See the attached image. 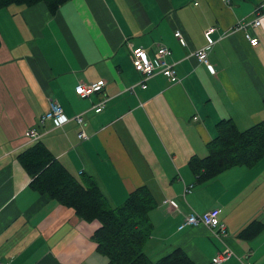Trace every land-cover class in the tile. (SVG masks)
Here are the masks:
<instances>
[{"label": "crops", "instance_id": "0c3cea01", "mask_svg": "<svg viewBox=\"0 0 264 264\" xmlns=\"http://www.w3.org/2000/svg\"><path fill=\"white\" fill-rule=\"evenodd\" d=\"M257 12L264 0H67L53 14L44 2L0 8V264H109L92 238L99 221L29 187L18 155L34 144L31 128L70 174L94 180L110 208L148 188L143 251L153 262L181 248L193 264H264V157L211 178L189 165L207 155L219 121L245 130L264 119V16L247 28L256 47L236 29ZM208 27L210 66L194 53ZM158 46L171 51L177 80L155 73L143 88L132 47L151 56ZM100 80L99 91L74 94ZM50 101L68 122H38ZM211 208L221 209L225 234L202 223L178 228L188 213ZM250 223L257 229L244 233ZM226 249V260L212 261Z\"/></svg>", "mask_w": 264, "mask_h": 264}, {"label": "trees", "instance_id": "16d2710c", "mask_svg": "<svg viewBox=\"0 0 264 264\" xmlns=\"http://www.w3.org/2000/svg\"><path fill=\"white\" fill-rule=\"evenodd\" d=\"M66 1L0 0V8L44 2L53 14ZM216 126L217 135L207 144V155L189 161L201 177L211 178L237 165L250 167L264 157V119L245 130H239L230 119L219 121ZM18 160L30 177V188L72 208L85 221H99L92 238L109 264H193L181 248L155 262L144 253L143 244L152 227L149 212L154 206L145 185L131 191L122 205L110 208L93 179L75 178L40 141L21 152ZM252 224L243 232L257 229Z\"/></svg>", "mask_w": 264, "mask_h": 264}, {"label": "built area", "instance_id": "2783aa9c", "mask_svg": "<svg viewBox=\"0 0 264 264\" xmlns=\"http://www.w3.org/2000/svg\"><path fill=\"white\" fill-rule=\"evenodd\" d=\"M224 2H229V0H222ZM264 16V12L260 13L257 12L254 18L251 21H245L237 25L236 29H240L244 32V36L248 41V44L252 47H256L259 44L258 38L250 36L247 32V28L249 26L257 27L260 24L261 17ZM215 30L214 27H208L204 30L203 34L206 40L204 46L197 49L194 53L197 59L210 66L207 60V50L211 47L214 43L211 34ZM174 36L177 38L181 45H185L186 41L183 37L180 30L174 31ZM171 51L168 47L165 46H158L156 50L153 52L151 56L147 54V52L142 47H132V64L134 69L143 75L141 87H146V79L154 75L155 73H160L164 77L167 78L170 82H175L177 80V76L173 67V63L168 60ZM104 84V81H96L93 83H89L87 85L80 83L74 89V94L80 97H85L91 93L99 91ZM104 106V101L98 103L97 106L94 107L96 112L102 110ZM53 118L57 121L59 125L68 122L70 119L65 115L62 107L54 102L50 101L48 104L47 110L39 117L38 122L42 124L46 119ZM73 119L79 124H83V119L80 114L75 115ZM26 135L31 139V141L36 142L39 133L36 128H31L27 131ZM85 133L83 130L78 132V137L83 138L85 137ZM166 204L170 205L172 208L177 209V204L173 199H165L164 201ZM220 208H211L204 212H190L185 217L183 222L179 225V229H182L186 225H196L202 223L211 229L214 230L216 235H223L225 234V224L220 219ZM231 254L229 249L224 250L221 253H218L216 256L213 257L212 261L214 262H221L226 260ZM8 264V263H4Z\"/></svg>", "mask_w": 264, "mask_h": 264}, {"label": "rangeland", "instance_id": "374dc122", "mask_svg": "<svg viewBox=\"0 0 264 264\" xmlns=\"http://www.w3.org/2000/svg\"><path fill=\"white\" fill-rule=\"evenodd\" d=\"M216 255H217V254H216ZM216 255H215V256H216Z\"/></svg>", "mask_w": 264, "mask_h": 264}]
</instances>
